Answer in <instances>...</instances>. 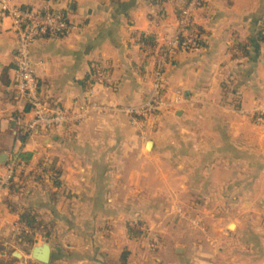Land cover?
<instances>
[{
    "label": "crops",
    "instance_id": "obj_1",
    "mask_svg": "<svg viewBox=\"0 0 264 264\" xmlns=\"http://www.w3.org/2000/svg\"><path fill=\"white\" fill-rule=\"evenodd\" d=\"M11 1L48 6L77 26L32 46L39 93L96 109L73 126L27 133L29 108L13 88L16 38L0 17V164L27 159L0 194V264H40L21 237L32 233L25 210L36 239L49 241L50 264H264V0H206L195 14L202 45L167 58L168 108L137 125L127 110L153 95V54L175 38L185 0ZM250 40L240 57L236 44ZM172 209L193 226L153 257L128 226ZM196 209L213 210L205 229Z\"/></svg>",
    "mask_w": 264,
    "mask_h": 264
},
{
    "label": "built area",
    "instance_id": "obj_2",
    "mask_svg": "<svg viewBox=\"0 0 264 264\" xmlns=\"http://www.w3.org/2000/svg\"><path fill=\"white\" fill-rule=\"evenodd\" d=\"M203 2L204 0H188L178 16L177 33L167 50L154 54L150 52L157 58L154 93L140 108L127 110L134 125L139 124L140 119L154 118L168 108L162 97L166 86L167 58L176 51H193L199 48L203 35L194 17ZM0 17L10 19L16 38L13 88L20 100L29 108L31 120L25 126L26 132L29 134L38 131L47 132L86 120L96 109L95 106L65 108L41 97L39 80L31 56V48L35 43L46 38L68 37L77 30V26L68 21L62 12L48 6L30 9L13 5L11 0H0ZM94 79L100 83L104 82L101 76H95ZM262 119H264V111L261 112L260 120ZM26 169L27 163L19 155H12L4 165L0 164V194ZM44 171L47 175L53 176L50 170H41Z\"/></svg>",
    "mask_w": 264,
    "mask_h": 264
},
{
    "label": "rangeland",
    "instance_id": "obj_3",
    "mask_svg": "<svg viewBox=\"0 0 264 264\" xmlns=\"http://www.w3.org/2000/svg\"><path fill=\"white\" fill-rule=\"evenodd\" d=\"M205 5L206 0H204L201 8H204ZM170 211H172L170 214H166L164 212L155 213L152 215V219L150 221L149 219H147V221L135 219V221L130 222L128 226L132 233L136 236L138 235V238L140 237L143 243L145 242L149 250L155 251L152 252L153 257L159 258V252H161L160 250H164L166 246L174 248L176 245L181 244L182 240L180 232L182 231L187 234V232L190 231V226H193L191 224L194 220L191 219L190 213H187L186 217L182 218L179 215L178 209H172ZM194 213H196L198 217H201L200 219H195V221L199 224V227L205 229L203 224H205L204 222H206V219L210 217V214L213 213V210L196 209ZM158 221L164 223L159 226ZM181 221H183V223H180ZM42 242L49 244V241L42 240L40 238L36 239L33 244H27L26 251L28 255L31 254V250L36 244Z\"/></svg>",
    "mask_w": 264,
    "mask_h": 264
},
{
    "label": "trees",
    "instance_id": "obj_4",
    "mask_svg": "<svg viewBox=\"0 0 264 264\" xmlns=\"http://www.w3.org/2000/svg\"><path fill=\"white\" fill-rule=\"evenodd\" d=\"M187 2H188V0H185L184 6L180 10L179 14L182 12V10L186 6ZM259 23L260 24H259V30H258L256 41L257 42H263L264 41V19L261 20ZM141 42H142V44H147V45L149 44V45H151V47H154V45L151 42L147 41L146 38L142 39ZM201 45H202V42L200 43V46ZM255 45H256L255 41L250 40V42L247 44H241V43L236 44L234 49H236L240 52V57H248L250 54V49L254 48ZM21 158L24 161H27V159L25 157L21 156ZM13 185H14V183L11 184L10 187H13ZM20 221L22 223H24L27 227H29L31 229V232H32L31 234L22 233L21 237L23 238V241L26 244H33L36 240L35 235H36L37 231L40 230V228H39L40 226L36 222L35 216L29 210H25L20 216ZM130 232H131V230H130Z\"/></svg>",
    "mask_w": 264,
    "mask_h": 264
},
{
    "label": "water",
    "instance_id": "obj_5",
    "mask_svg": "<svg viewBox=\"0 0 264 264\" xmlns=\"http://www.w3.org/2000/svg\"><path fill=\"white\" fill-rule=\"evenodd\" d=\"M182 250V247H178V254H181ZM14 257L20 259L21 255L19 253H15ZM30 257L32 260L40 264H50L52 259V248L46 242L38 243L32 248Z\"/></svg>",
    "mask_w": 264,
    "mask_h": 264
}]
</instances>
